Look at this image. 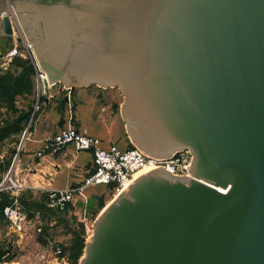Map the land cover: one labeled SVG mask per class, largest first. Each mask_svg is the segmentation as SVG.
<instances>
[{"label": "water", "instance_id": "95a60500", "mask_svg": "<svg viewBox=\"0 0 264 264\" xmlns=\"http://www.w3.org/2000/svg\"><path fill=\"white\" fill-rule=\"evenodd\" d=\"M11 1L51 82L119 86L135 146L193 154L108 203L81 264H264V0Z\"/></svg>", "mask_w": 264, "mask_h": 264}, {"label": "crops", "instance_id": "0c3cea01", "mask_svg": "<svg viewBox=\"0 0 264 264\" xmlns=\"http://www.w3.org/2000/svg\"><path fill=\"white\" fill-rule=\"evenodd\" d=\"M1 7L0 4V9ZM1 28L2 25H0ZM7 67L5 69H8ZM66 88L69 91L57 89L46 96L33 120L28 137L22 141V132H24L22 131L13 133L10 137L0 141L1 157L4 154V150L1 148L4 143L11 142L16 145L18 142L20 144L23 142L19 149V152L22 151L20 164L13 173V179L16 178L22 182L19 183L20 185L0 192V264H25L17 260L16 256L11 257L14 255L12 253L14 249L24 247L21 245L22 242L24 243V238L10 225L4 215V207L15 201L19 203V199L16 197L26 187L46 191L48 198L49 190L78 186L94 170V155L91 150H78L73 144H68L56 152L43 150L44 143L52 135L61 128L75 126L81 132H86L97 138L99 144L104 148L116 144L121 149H125L130 145L128 139L123 137L122 130H120L116 118L111 116L108 107L109 101L105 94L111 92L114 87L86 85L74 91L72 87ZM32 94L22 95L30 96ZM22 95L17 96L16 103L24 99ZM15 107L21 110L22 105L15 104ZM2 111L7 115L14 114L13 108L1 103L0 100V124H4L1 117ZM12 115L11 117H13ZM12 119L7 121H12ZM6 176L0 182H3ZM109 188L111 189L104 185L99 190L104 192ZM94 191L96 189L93 187L85 189L87 195H92ZM9 200L13 202H8Z\"/></svg>", "mask_w": 264, "mask_h": 264}, {"label": "rangeland", "instance_id": "374dc122", "mask_svg": "<svg viewBox=\"0 0 264 264\" xmlns=\"http://www.w3.org/2000/svg\"><path fill=\"white\" fill-rule=\"evenodd\" d=\"M0 4L2 6L0 12H3L2 9L5 8L7 3L5 0H0ZM16 18L19 25H17V22L14 19L13 21L16 22V24L13 23V27L15 29V39L18 36H21L20 32L17 30V26L21 28L22 34L26 37L18 14H16ZM15 42L19 44V48L21 50L20 53L9 60L3 52H0V71L6 70L5 67L7 66L8 69H12L18 73L27 71L33 80L34 90L33 94L30 96L22 95L24 99L20 100L19 103H16L15 101V104H19V106L22 105L21 110L20 108H16L13 115H7V113L2 111L3 113L1 117L2 120L6 122L12 118V120H15L21 114L29 112L28 120L25 122V129L27 131L24 129V132H22L23 141L30 135L33 120L36 117L37 112L40 110V106L44 102L43 100L46 99V96L53 93V91L57 89L60 91L69 90H67L66 87L68 86H66V83L63 80L54 85H49L46 88H43L37 75L36 62L31 51H28L21 41L16 40ZM32 49L34 51V55L36 56L35 58H37L33 47ZM70 84L72 85L71 87L73 88V91L78 90L81 86L87 85L85 83L79 84L74 77L70 81ZM89 85L97 86L100 84L91 83ZM108 87L113 86L109 85ZM44 89L46 91H42ZM39 93H41V96ZM105 95L109 101L108 107L110 108V114L113 118H116V122L120 130H122L123 137L128 139L130 144L134 145L128 132L127 123L121 112V106L124 102L123 92L119 86H114V89ZM11 115L13 117H11ZM1 148L4 150V154L2 155L3 157L0 156V181L5 175H7L4 181L7 180L10 185H13L12 182L18 185L22 181H19L16 178L13 179V173L20 164V153L22 151L19 152V149L21 148V144L18 142V144L15 145L9 142L7 144L4 143ZM11 177L12 179L10 180ZM101 186H99L92 195L86 194L88 197L87 201H85L82 197H77V199L70 203L64 210H59L49 205V193L47 198L46 191L27 187L20 191L22 193L16 198L19 199L23 196L33 204H36V206L33 207V210L35 212L34 214L39 216V219H34L31 223L32 228L30 232L32 233L30 235H22L24 243L22 242L21 245L24 247H18L16 250L14 249L12 252L14 255L11 257L16 256L17 260H20L25 264H73L69 258L68 249L72 245L73 240L76 238H82L86 245V242L94 232V221L104 207L115 199L116 194H114L110 188L102 192L99 190ZM40 220H42L43 229L41 233H36L37 226L41 224ZM84 254L85 250L76 264H81ZM12 260L14 261V259Z\"/></svg>", "mask_w": 264, "mask_h": 264}, {"label": "built area", "instance_id": "2783aa9c", "mask_svg": "<svg viewBox=\"0 0 264 264\" xmlns=\"http://www.w3.org/2000/svg\"><path fill=\"white\" fill-rule=\"evenodd\" d=\"M5 2L7 4L0 14H9L12 21L15 19L17 25H19V22L16 20L17 12L14 9V4L11 0H5ZM15 21L13 23L16 24ZM17 30L22 34L20 27L17 26ZM21 42L28 51H31L35 59L37 75L42 87L46 88L49 84H53L49 80L47 72L41 67L38 59L35 58L31 43L23 34ZM20 51L19 44L15 42L4 54L10 60L19 54ZM39 94L41 96V93ZM68 144L75 145L78 150H91L94 155V170L78 186L49 190V205L59 210H64L77 197H82L87 201L88 197L85 192L87 187L97 189L99 186L105 185L111 187L112 192L118 195L130 186L140 174L154 168H164L173 171L179 176H191L189 168L192 163L193 154L190 148L175 151L173 156L167 157L150 155L135 145H129L125 149H121L118 145L111 144L109 147L104 148L99 144L97 138L86 132H81L75 126H69L61 128L57 133L52 135L44 143L43 150L56 152ZM12 184H8L7 180L1 182L0 192L12 188V186H17L14 182ZM3 211L14 231L23 236L32 233L30 232L32 228L31 223L34 219H39V216L29 217L17 201L5 206ZM40 223L36 228V233H41L43 229L42 220H40Z\"/></svg>", "mask_w": 264, "mask_h": 264}, {"label": "trees", "instance_id": "16d2710c", "mask_svg": "<svg viewBox=\"0 0 264 264\" xmlns=\"http://www.w3.org/2000/svg\"><path fill=\"white\" fill-rule=\"evenodd\" d=\"M33 90V80L27 71H22L19 73L12 69L0 71V100L1 103H5L13 108V111L16 110L15 101L17 96L25 93H33ZM28 113L29 112H26V114H21L15 120L6 121L4 124H0V141L10 137L13 133L24 131L25 122L29 117ZM130 146H133V144H130ZM8 202L13 201L9 200ZM19 204L29 217L36 216L33 210V207H35L36 204H33L23 196L19 198ZM84 247L85 241H83L82 238H76L73 240L72 245L68 248L69 258L73 264H76L80 260V257L84 251Z\"/></svg>", "mask_w": 264, "mask_h": 264}, {"label": "bare ground", "instance_id": "6f19581e", "mask_svg": "<svg viewBox=\"0 0 264 264\" xmlns=\"http://www.w3.org/2000/svg\"><path fill=\"white\" fill-rule=\"evenodd\" d=\"M2 27H3V25H2ZM18 34H19V32H18ZM20 35L22 36V34H21V32H20ZM4 41V40H3ZM4 53V52H3ZM38 59V58H37ZM57 83V82H56ZM56 83H53V84H51V85H54V84H56ZM50 85V84H49ZM145 172V171H144ZM116 196H117V194H116ZM115 196V197H116Z\"/></svg>", "mask_w": 264, "mask_h": 264}]
</instances>
